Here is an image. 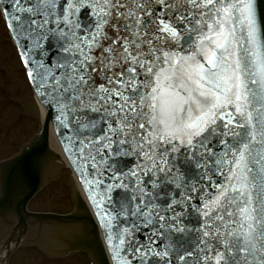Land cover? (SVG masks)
Listing matches in <instances>:
<instances>
[{"label": "snow or ice", "instance_id": "1", "mask_svg": "<svg viewBox=\"0 0 264 264\" xmlns=\"http://www.w3.org/2000/svg\"><path fill=\"white\" fill-rule=\"evenodd\" d=\"M0 16L104 264H264V0H0ZM18 183L0 169L5 196Z\"/></svg>", "mask_w": 264, "mask_h": 264}, {"label": "rangeland", "instance_id": "2", "mask_svg": "<svg viewBox=\"0 0 264 264\" xmlns=\"http://www.w3.org/2000/svg\"><path fill=\"white\" fill-rule=\"evenodd\" d=\"M4 37L6 35L0 16V160L15 155L22 145L31 140L39 128V124L33 119L20 116L18 107L20 102L25 106L26 113H35L33 104L31 109H26L25 105L33 100L32 92L25 81L11 43L5 41L8 37ZM49 168L43 182L48 179L53 182L33 199L28 210L70 213L73 209L69 200L70 195L73 194L71 171L67 166H63L58 170L60 180L55 181L58 173L53 167L49 166ZM0 225L7 231L12 226L3 219H0ZM37 225L39 226L38 230L35 226L28 228V232L24 236L25 239L27 237L28 240H32L30 242L25 241L26 244L24 243L12 250L6 261L7 264H87V258L79 251L68 253L67 257H61V252L57 254L59 249H56V252L52 251L55 245L52 248V245H49V240L54 238L57 226L46 225L43 228L42 224ZM7 237L8 234L0 232V243ZM38 248L43 249L40 251Z\"/></svg>", "mask_w": 264, "mask_h": 264}, {"label": "water", "instance_id": "3", "mask_svg": "<svg viewBox=\"0 0 264 264\" xmlns=\"http://www.w3.org/2000/svg\"><path fill=\"white\" fill-rule=\"evenodd\" d=\"M48 114L46 116V120L50 118H54V114L52 111L47 110ZM47 122V121H46ZM43 125L39 135L36 139L28 146L23 148V151L13 157L9 161H5L1 163V168H5L6 171H10L14 174V176L19 177V183L16 184L13 190L5 196L0 198V208L3 210H8L12 208V203L15 199L19 198L16 211L18 216L20 217V223L24 222V215L31 216L37 218L38 220H54V221H62V220H74L80 221L81 219L86 220L89 223V229L87 233L84 232V237L80 242L81 248H86L93 252L94 256L97 258L100 264H104L106 257L103 253L101 242L98 238V234L93 232V220L89 216V214L85 213L83 218L75 217L74 215H58L54 213H29L26 211V204L33 196V194L37 191L40 184V167L44 156L48 153L47 149V139H46V131L47 124ZM46 126V130L45 127ZM54 126V125H53ZM80 207H83L80 205ZM84 208V207H83ZM24 214V215H23Z\"/></svg>", "mask_w": 264, "mask_h": 264}, {"label": "bare ground", "instance_id": "4", "mask_svg": "<svg viewBox=\"0 0 264 264\" xmlns=\"http://www.w3.org/2000/svg\"><path fill=\"white\" fill-rule=\"evenodd\" d=\"M32 103H33V106L35 108V113L37 114V116L39 118L40 125L45 124V122L47 121L46 122V124H47V131H46L47 143L46 144H47V149H48L47 152L49 153L48 155L53 159L51 162L52 163L51 166H53L54 169L59 170L60 168H62L65 165L66 161H65L63 153L60 149V146L57 142V137L54 133L52 119L50 118L49 120H46L47 109L40 104L39 100H36V101L33 100ZM49 166L50 165H46L44 167V169H42V175L44 174L43 178H46V173H48V169H50ZM73 187L75 189L76 194L78 195V197L80 199V205H82L84 207V208L81 207L82 211H83V215L81 218H83L85 216V209L88 208V206H87L86 201L84 199L83 192L79 187V184L77 182H75V183H73ZM89 214H90V211H89ZM80 221L84 225L87 224V227L89 226V223L86 220L81 219ZM99 239H100L101 247L103 250L104 249L103 242H102L100 237H99ZM24 241H25V236L21 242L23 243ZM3 244H4V242H2V247H0V264H5V260H6L7 247H4ZM12 245L13 244H10L9 248ZM103 253H104V251H103Z\"/></svg>", "mask_w": 264, "mask_h": 264}]
</instances>
